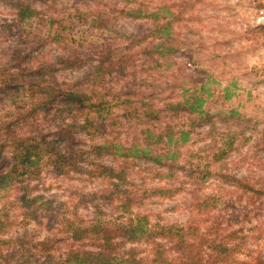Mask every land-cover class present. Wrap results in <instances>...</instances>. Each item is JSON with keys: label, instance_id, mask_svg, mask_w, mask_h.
Segmentation results:
<instances>
[{"label": "trees", "instance_id": "1", "mask_svg": "<svg viewBox=\"0 0 264 264\" xmlns=\"http://www.w3.org/2000/svg\"><path fill=\"white\" fill-rule=\"evenodd\" d=\"M160 5L153 13L156 26L149 29L142 27V30L127 35H105L106 32L111 33L105 27L109 17L106 11H100L98 7L95 12L76 8V12L69 15L74 20L70 25L55 17L39 18L36 22L33 18L28 19L24 13H20L12 22L0 25L5 39L9 35L14 38L12 44L4 46L7 57L0 59V166L8 165L0 174V191L12 190L18 184L32 180L36 173L32 166L38 163V154L46 152L51 155L49 163L57 175L70 177L71 173H79L109 181L99 191L79 194L82 199L90 197L106 205L125 206L128 210L135 205L141 206L144 199H139L138 191L132 193L122 187L129 162L124 161L119 170L86 160L84 156L87 151L76 147L75 133H83L91 128L95 132L105 131L107 126L103 115L107 109L111 110L109 102L114 89L109 82L119 81L125 76L128 62L136 65L138 56L143 54L147 63L153 62L145 70L152 67L164 69L176 64L168 58L172 54L170 51L168 57L160 51L158 58L151 59L149 45L155 41L148 39L150 35L156 36L154 32L164 34L158 45L171 46L168 40L176 33L173 32V24L184 19L187 9L180 5L179 10H174V6L167 2ZM160 20L163 24H158ZM85 23L91 24L89 29L96 27V35L101 39L89 38L87 29H76ZM51 43L58 45L62 56H52L48 49ZM144 43L148 45L144 46ZM0 50L1 53L5 52L4 49ZM83 68L85 72L72 81H60L56 76L58 72ZM114 70L118 72L113 73ZM112 74L120 78L116 79ZM181 74L171 79L172 84H165L164 87L148 85L153 90L149 95L134 93L133 87H128L134 84L125 83L124 92L115 93L114 98L122 99L123 103L145 102L135 108L145 110L141 112L152 118H158L167 111L178 114L181 110L186 112L190 121L199 124L211 119L212 105L230 103L235 96V82L219 91V82L212 74L205 77ZM140 85L147 86L143 81H140ZM167 90L170 91L168 97H162ZM174 90L182 92L175 95ZM156 100L164 104L162 108L154 107ZM59 102L66 104L57 107L47 127L40 125L41 112L45 119L47 112ZM91 112L95 115L89 116ZM65 113L71 118L70 122H66ZM82 116H85L84 119H81ZM211 130L212 127L209 133ZM191 135V129H175L168 125L155 136V142L147 139L135 141L129 148L117 145L116 151L109 154L124 159L132 154L133 160L140 158L149 165L173 168L174 162L182 154L181 148L192 141ZM10 147L12 151L9 154L6 148ZM23 149H26V153L22 155ZM30 150L37 152L33 159ZM82 164L87 167H82ZM211 164L207 165L208 169ZM207 171L206 174H211L210 170ZM192 172L193 176L200 175L201 169L200 172L196 169ZM218 173L222 178L228 177L242 190L251 191L253 196H264V185L254 189L246 179ZM167 191L175 194L180 192V188ZM200 191L202 189L199 187L188 191L191 213L193 211L195 215L187 224L148 227L144 225L142 215L137 216L136 223L130 220L127 223L108 224L98 218L75 223L62 216L59 201L54 207L53 199L24 193L14 198V202L21 203L24 218L33 219L39 224L46 221L48 231L54 234L57 230L62 237H47L39 241L26 236L0 239V264H229L232 260L230 256L235 254L239 245L233 240L242 231L235 230L234 225L239 222L238 218L246 207L221 214L218 207L221 196L203 195ZM137 199L141 200L140 203ZM5 210V207L0 208V232L3 235L6 234L4 228L13 222L4 213ZM259 229L264 232V220ZM245 237L242 236L243 239ZM142 244L148 247L146 256H141L142 250L138 246ZM63 246L66 248L62 249ZM27 248L31 251H26ZM58 250L60 252L56 257L54 253ZM242 263L264 264V259L249 257Z\"/></svg>", "mask_w": 264, "mask_h": 264}, {"label": "rangeland", "instance_id": "2", "mask_svg": "<svg viewBox=\"0 0 264 264\" xmlns=\"http://www.w3.org/2000/svg\"><path fill=\"white\" fill-rule=\"evenodd\" d=\"M165 2L173 5L174 10H179L181 5L187 11L182 21L173 24V32L176 33L168 40L172 43L171 46L158 45L164 34L154 32L156 36L150 35L148 41L154 39L155 43L152 44L154 46L149 45V57L151 55V59L158 58L160 51L168 57L170 51L172 54L168 58L176 64L164 69L152 67L145 70L153 65V62L147 63L143 54L138 56L136 65L128 62L124 77L112 74L116 79L122 80L109 82L114 89L109 102L111 110L107 109L103 115L107 126L105 131L95 132L91 128L83 133H75L78 142L76 147L87 151L84 156L86 160L119 170L122 169L123 163L129 162L122 187L132 193L137 190L139 199H144L141 206L135 205L128 210L125 206L106 205L90 197L82 199L79 194L99 191L106 187L109 181L79 173H71L70 177L57 175L49 163L51 155L40 152L38 163L32 166V169L36 170L32 180L18 184L17 188L12 190L0 191V208L5 207L4 213L13 221L8 228H4L5 235L0 232V239L26 236L39 241L47 237H62L57 230L51 234L46 228V221L39 224L33 219L24 218L21 203L14 202V198L24 193L53 199L54 207L59 201L62 216L75 223L95 221L97 218L108 224L127 223L130 220L136 223L137 216L142 215L146 227L157 224L181 226L187 224L195 215L193 211L191 213L188 191L199 187L203 195L221 196L218 205L221 214L246 207L245 212L238 218L239 222L234 225L235 230L242 231L237 234L238 238L233 240L239 245L235 254L230 256L232 260L229 264H243L249 257L258 256L264 259V232L258 230L264 220V196H253L251 191L242 190L228 177L222 178L218 173L226 174L230 178L234 176L237 179H246L254 189H260L264 185V27L255 25L246 0H0V25L17 19L20 13L28 15V19L33 18L36 22L39 18L55 17L70 25L74 20L69 15L75 13L76 8L95 12L98 7L100 11L108 13L109 20L106 21L105 27L111 30V33L106 32L105 35H127L142 30V27L149 29L156 26L153 13ZM94 15L96 16L97 12ZM158 24H163V21L160 20ZM89 26L90 23H85L76 29H87L89 38L101 39L96 35L97 28L89 29ZM147 32L149 33V30ZM3 35L0 28V49L5 51L1 53L0 50V59L7 57L4 46L12 44L14 39L12 35L6 39ZM146 44L144 43V46ZM48 49L53 57L62 56L58 45L51 43ZM84 69L62 71L56 76L60 81H72L80 77L85 72ZM117 72L114 70L113 73ZM181 73L197 77L212 74L219 82V91L235 82V96L230 103L212 105L211 119L199 124L190 121L186 112L181 110L178 114L167 111L158 118H152L141 112L145 110L135 108L145 102L123 103L122 99L114 98L115 93L124 92L122 89L125 83L134 84L128 86L133 87L134 93L149 95L153 90L148 85L164 87L165 84H172L171 79L180 77ZM140 81L145 82L147 86H141ZM174 92L177 95V92L180 94L182 91ZM169 94L170 91L167 90L162 97H168ZM174 100L178 102L177 98ZM65 104L59 102L54 105L47 112L45 119L44 113L41 112L40 125L47 127L57 107ZM163 105L156 100L154 107L162 108ZM93 115L95 113L91 112L89 116ZM83 117L85 116L81 119H84ZM66 118V122H70L71 118ZM168 125L175 129L192 130V141L181 148L182 154L174 162L173 168L149 165L140 158L133 160L132 154L128 159L109 154L116 151L117 145L129 148L135 141L147 139L149 142H155V136ZM25 150H22V155L26 153ZM11 151V147L6 148L7 153L10 154ZM30 152L31 158H35L37 152ZM209 163L212 164L208 169ZM82 167L87 166L82 164ZM7 168L8 165L0 166V174ZM193 169L199 172L201 169L200 175L193 176ZM207 170H210L211 174H206ZM155 188L157 189L153 191ZM175 188H180V192L171 194L167 191ZM139 199L137 200L140 203ZM248 213L250 215H247ZM242 236H246L245 239ZM138 247L142 250L141 256H146L148 247L145 244ZM65 248L63 246L62 249ZM25 250L31 251L30 248ZM59 252L60 250L55 251L56 257Z\"/></svg>", "mask_w": 264, "mask_h": 264}, {"label": "built area", "instance_id": "3", "mask_svg": "<svg viewBox=\"0 0 264 264\" xmlns=\"http://www.w3.org/2000/svg\"><path fill=\"white\" fill-rule=\"evenodd\" d=\"M257 27H264V0H246Z\"/></svg>", "mask_w": 264, "mask_h": 264}]
</instances>
